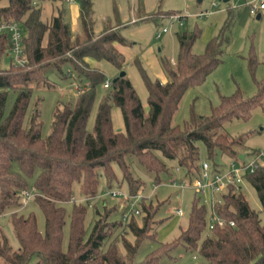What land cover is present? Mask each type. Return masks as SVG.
<instances>
[{
  "label": "trees",
  "instance_id": "trees-1",
  "mask_svg": "<svg viewBox=\"0 0 264 264\" xmlns=\"http://www.w3.org/2000/svg\"><path fill=\"white\" fill-rule=\"evenodd\" d=\"M53 1L60 3L59 8L46 20L41 19L37 0H7V4L0 5V20H15L23 25L27 58L23 65L8 63L6 67L2 66L7 41L5 36L0 37V214L8 207L19 205L22 201L20 191L31 188L35 189L31 198L44 214V231L41 232L33 211L25 216L15 211L11 213L18 246L12 248L0 230V264H156L162 255L169 254L177 245L195 251L201 259L199 264H264V218L260 215V210L264 213L262 163L244 176L257 193L260 210L248 205L241 187L230 186L221 195V201L215 204V210L225 224H215L210 229L208 207L195 191L186 227L177 237L163 242L156 237V228L163 221L155 218L159 204L153 206L151 201L141 198L138 203L141 223L136 222L135 211L131 210L126 224L134 241L124 239L125 253H122L116 244L102 247L117 222L111 225L104 217L106 213L98 214L86 235L84 216L88 204L78 201L72 203L68 214V240L66 249L62 248L67 212L59 203L72 199L74 181L79 183L80 191L91 198L97 193L98 170L108 176L110 183L116 177L112 167L115 163L127 182L130 196H135L144 182L131 173L128 158L133 156L153 174L156 183L161 173L169 174L163 159L175 161L174 168L181 170L177 182L191 185L199 172V142L214 165L221 164L215 161L220 153L228 154L229 159L242 160L241 152L236 150L240 138L229 137L218 129L234 117L247 118L262 102L264 79L258 83V91L253 96L244 97L239 90L221 96L220 102L211 106L209 114L197 116L192 112L190 120L180 127L171 120L184 92L200 84L222 61V47L229 40L228 30L234 17L231 7L227 8L226 19L218 32L206 41L200 53L191 50L195 31L176 33V58L173 62L162 61L167 75L165 81L150 79L139 59H134L133 64L137 66L147 92L148 109L145 111L127 72L118 76L125 70L124 56L113 42L125 45L131 42L107 21L99 33H94L91 0H79L81 29L73 33L64 20L62 5L66 1ZM139 3L141 6L142 0ZM113 15L119 26L115 5ZM85 57L109 62L118 71L113 77L117 78L111 79L107 92L97 104L91 127L87 122L96 88L103 86L106 78L103 71L90 66ZM255 63L254 54L250 53L249 67L253 69ZM47 65L61 77L76 82L81 91L72 103H58L53 107L51 130L42 136L39 108L32 110L27 124L25 116L31 84L39 85L45 81ZM114 106L120 110L121 128L113 126L111 111ZM255 151L251 149L243 154L246 156ZM205 230L208 232L203 234ZM144 239H152L158 245L142 260L136 261L135 254Z\"/></svg>",
  "mask_w": 264,
  "mask_h": 264
},
{
  "label": "rangeland",
  "instance_id": "rangeland-1",
  "mask_svg": "<svg viewBox=\"0 0 264 264\" xmlns=\"http://www.w3.org/2000/svg\"><path fill=\"white\" fill-rule=\"evenodd\" d=\"M41 8V19L46 20L55 13L60 3L53 0H37ZM102 5L109 1L110 7L115 5L119 12L120 4H125L126 12H132L134 0H99ZM148 6L144 5L145 10L157 18H150L144 21L129 23L120 30V33L131 42V49L137 55L140 64L150 79H167L163 66V60L167 59L173 62L178 52L177 32L186 31L188 33L196 32V37L192 43L191 50L195 53L203 51L206 41L216 34L224 23L227 15V8L232 7L234 17L228 30V42L222 47V61L206 76L198 85L187 88L181 97L178 107L172 116L171 123L183 127L184 123L190 120L191 113L197 116L207 115L211 106L220 102L221 96H227L239 90L244 97L253 96L258 91V83L264 79V13L258 18L256 13H250V5L258 3L259 0H147ZM78 2L79 0H74ZM7 4V0H1L0 5ZM137 4V1H136ZM62 7L68 8V3L63 2ZM135 9H137L135 7ZM202 11L205 15L198 16L197 13ZM153 12H158L154 13ZM173 12V13H171ZM182 15V24L179 19L172 18L173 14ZM160 16V17H159ZM64 20L71 23L72 17L69 12L64 15ZM105 17L103 19V22ZM122 25V22L119 23ZM111 25V24H110ZM166 27V31L162 28ZM78 32L81 29L78 23ZM76 33V32H73ZM253 53L256 63L253 69L249 67V54ZM7 56H3L1 65H8ZM101 69L106 79H112L115 76V68L106 61L101 62ZM127 74L134 85L145 111L148 106L146 103L147 92L136 65L133 63L127 66ZM45 81L39 85L31 84L32 92L29 105L26 111L25 123L27 124L29 115L36 107L39 108V118L41 120L40 133L42 136L49 134L52 123L53 107L58 103H72L79 94L80 87L76 82H70L67 77H61L56 74V70L47 65L44 68ZM65 74V73H64ZM109 87L98 85L96 88V97L87 122L91 127L95 116L97 104L103 94ZM114 128L122 127V118L118 107H113L111 111ZM219 132L226 133L229 137L240 138L236 150L241 153H248L250 149L264 148V99L260 104L255 106L247 118L234 117L225 121L218 129ZM199 155L201 159H207L211 162L205 152L202 143H198ZM226 153H220L215 157V161L226 164L229 157ZM160 156V155H159ZM161 157V156H160ZM131 159V160H130ZM163 159V158H162ZM130 161L131 173L140 178L144 183L139 190V197L135 198L133 204L132 198L128 192V185L122 177L119 166L112 164L115 178L109 183L101 170H98L97 193L89 198L86 197L79 189V183L73 182V194L70 201L61 202L65 206L67 215L63 226L62 248L65 250L69 232V216L73 202L85 201L88 208L84 216V225L86 235L90 232L98 214H105L107 222L111 225L114 221L109 235L105 238L102 247L105 249L116 244L122 253H125L123 241L133 243L134 236L127 221L129 212L134 210V218L137 223H141L142 213H139L138 203L141 198L151 201L153 206L158 205L155 213L156 219L163 221L156 228L157 240L167 242L177 237L181 229L187 225L190 212L191 202L195 197V190L191 186L173 183L172 179L180 178L181 170L174 168L175 161L163 159L169 168V174L161 173L159 182L153 178V174L147 172L140 165L135 157L128 158ZM264 165V157L261 158ZM179 181V180H178ZM31 182V181H30ZM114 190L116 195H111ZM241 190L247 199L248 205L260 210V204L255 189L244 180ZM118 193V194H117ZM121 193V194H119ZM127 195V196H126ZM198 195V194H197ZM132 207V209H131ZM180 208L182 215H177L175 210ZM27 215L33 211L36 218L38 229L44 231V214L37 206L34 199H24L17 206H11L0 214V230L6 236L8 244L12 248H17L18 242L15 237L11 223V213ZM260 215L264 218V213L260 210ZM205 230L203 234L207 233ZM158 243L152 239H144L135 254V260L140 261L144 255L154 249ZM194 255V256H193ZM200 257L193 250L187 249L183 245H177L169 254L162 255L156 264H199Z\"/></svg>",
  "mask_w": 264,
  "mask_h": 264
},
{
  "label": "built area",
  "instance_id": "built-area-1",
  "mask_svg": "<svg viewBox=\"0 0 264 264\" xmlns=\"http://www.w3.org/2000/svg\"><path fill=\"white\" fill-rule=\"evenodd\" d=\"M65 1L70 2L71 0ZM259 9L264 10V0H259L258 3L250 5L251 13H257ZM198 14L201 15L203 12ZM171 17L179 19V24H182L180 15L173 14ZM166 30V27L162 28V31ZM24 35V27L20 22L15 20H0V37L5 36L6 38L7 47L4 55L7 56L9 64L23 65L27 63L23 41ZM110 84L111 80L105 79L103 86L109 87ZM80 91L81 89H79V92ZM262 157H264V148L263 150H256L248 156H244L242 160L230 158L228 162L223 165H214L207 159L200 160L197 176H195L191 185L186 186L194 188L198 195L201 196L202 202L207 205L208 226L210 229L215 224L220 226L225 224V220L221 218L215 210V204L221 201V195L226 193L230 186L239 189L245 180V174L253 172L261 164ZM175 170L177 171L178 167H176ZM172 182L178 184L177 179ZM181 185L184 186L185 183H182ZM34 191V188H31L30 190H21L20 194L22 200L31 198ZM110 194L116 195L114 190H112ZM129 197L133 199L131 202L133 204L135 198L139 197V194ZM175 212L178 215H182L180 208H177ZM229 223L232 225L233 221L230 220Z\"/></svg>",
  "mask_w": 264,
  "mask_h": 264
},
{
  "label": "crops",
  "instance_id": "crops-1",
  "mask_svg": "<svg viewBox=\"0 0 264 264\" xmlns=\"http://www.w3.org/2000/svg\"><path fill=\"white\" fill-rule=\"evenodd\" d=\"M121 1H124V0H121ZM136 1H137V4H136ZM225 1H227V0H225ZM67 3H68V8L64 7V15L66 14V12H69L71 14L72 21L70 24L68 23L69 27H70L72 32H78V30H79L78 23L80 22L79 3L74 2V0H71L70 2H67ZM148 4H149V1L142 0V5L140 6L139 0H134V6L132 9V12H126L125 4L124 3L120 4L119 11L121 14L119 15V18H120V22H122V25L118 26V25H116L115 18L113 15V7L112 6L110 7L109 1L106 2V5H102L99 0H91L94 33L97 34L101 31L105 21L110 23L113 28H118L120 31L122 28L126 27L130 22L135 23L139 20L144 21V20H147L150 18H157V17H153L152 13L149 12V10H145L144 5L148 6ZM135 7L137 9H135ZM200 12H202V11H200ZM200 12H198V13H200ZM198 13H197L198 16L205 15L204 13L201 15H199ZM262 13H264V10L259 9L256 14H259V17H260ZM118 14H119V12H118ZM178 15H180V14H178ZM104 17H105V20L103 22ZM180 17H182V15H180ZM113 44H114L115 48L124 56V67H125V70L127 72V69H126L127 66L131 65L133 63L134 59H136V58L138 59V57L132 51L131 43H130V45H125V44H121V43L114 41ZM85 60L90 66L97 67L99 69H101V62L104 61V60L98 61V60H95L91 57H85ZM114 71H115V74L118 72L116 68ZM165 80L166 79H163L162 81H165ZM252 149H256V148H252ZM256 150H261V149H256ZM241 154H243V153H241Z\"/></svg>",
  "mask_w": 264,
  "mask_h": 264
},
{
  "label": "water",
  "instance_id": "water-1",
  "mask_svg": "<svg viewBox=\"0 0 264 264\" xmlns=\"http://www.w3.org/2000/svg\"><path fill=\"white\" fill-rule=\"evenodd\" d=\"M257 17H259V14H257ZM125 72H126L125 70H121V71L119 72V75H118V76L125 74ZM116 78H117V77L113 78L112 81H115ZM240 157H241V158H244V155H243V154H240Z\"/></svg>",
  "mask_w": 264,
  "mask_h": 264
}]
</instances>
